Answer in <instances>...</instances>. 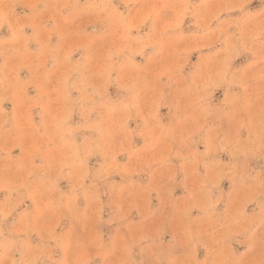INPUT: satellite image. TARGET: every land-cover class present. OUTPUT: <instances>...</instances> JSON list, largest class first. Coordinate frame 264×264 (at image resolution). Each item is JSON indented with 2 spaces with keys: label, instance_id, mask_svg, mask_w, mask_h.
<instances>
[{
  "label": "rangeland",
  "instance_id": "1",
  "mask_svg": "<svg viewBox=\"0 0 264 264\" xmlns=\"http://www.w3.org/2000/svg\"><path fill=\"white\" fill-rule=\"evenodd\" d=\"M0 264H264V0H0Z\"/></svg>",
  "mask_w": 264,
  "mask_h": 264
},
{
  "label": "bare ground",
  "instance_id": "2",
  "mask_svg": "<svg viewBox=\"0 0 264 264\" xmlns=\"http://www.w3.org/2000/svg\"><path fill=\"white\" fill-rule=\"evenodd\" d=\"M15 187V186H14Z\"/></svg>",
  "mask_w": 264,
  "mask_h": 264
}]
</instances>
